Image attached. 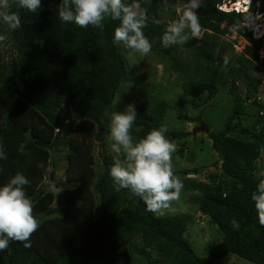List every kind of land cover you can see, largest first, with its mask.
<instances>
[{"label":"trees","instance_id":"trees-1","mask_svg":"<svg viewBox=\"0 0 264 264\" xmlns=\"http://www.w3.org/2000/svg\"><path fill=\"white\" fill-rule=\"evenodd\" d=\"M222 1L199 0L194 11L200 38L186 27V39L173 44L164 39L169 28L162 16L164 0H122L144 13L141 31L150 51L177 57L176 45L190 49L193 64L180 60L171 66L185 96L201 98L202 106L222 89L231 98L220 129L208 133L218 155L212 164L219 172L204 183L187 179L200 168L172 170L173 178H185L182 189L196 194L193 202L214 227L216 236L204 257L185 238L188 215L157 217L130 189L116 190L110 169L116 160L124 164L127 155L101 152V167H95L93 142L103 149V117L128 74L118 49L125 43L114 40L121 20L109 13L98 27L65 23L59 18L62 0H42L35 13L15 0L0 9L20 17L15 29L0 18V187L23 175L28 183L22 190L39 222L27 241L9 240L0 250V264H216L229 254L264 264V223L252 199L264 180V168L258 166L264 150V90L258 91L252 76L257 64H264V47L263 56L259 53L264 36L252 37L254 16L264 11V0H253L246 13L218 10ZM180 2L186 7L189 0ZM249 15L253 23L246 25ZM181 17L182 12L172 24ZM232 35L246 45L237 56H226L222 39ZM238 82L246 83L243 96ZM136 99L128 103L136 113L130 129L137 131L138 142L149 131L166 128L168 107L162 100L152 105L149 99ZM164 136L176 135L167 130ZM58 149L64 152V180L53 188L43 182L55 181L52 155ZM50 210L57 213L46 216Z\"/></svg>","mask_w":264,"mask_h":264},{"label":"rangeland","instance_id":"rangeland-1","mask_svg":"<svg viewBox=\"0 0 264 264\" xmlns=\"http://www.w3.org/2000/svg\"><path fill=\"white\" fill-rule=\"evenodd\" d=\"M257 4H259V0ZM162 7V16L169 22V26L172 24V19H178L185 8L180 0H164ZM258 15L254 16L255 24L263 22V19L259 18ZM222 41L227 46L226 56L232 54L237 56L246 45V42L236 37V35L225 37ZM162 46H166V44ZM263 47L262 45L259 50L260 56H263ZM174 48L181 51V54H177V57L174 54L158 55L154 51H150L147 55H142L124 44H118V49L126 61L128 74L122 81L113 104L106 110L103 117L105 127V144L103 149H101L99 144L93 142L96 168L101 167L99 156L101 152L127 155L123 149L119 153L113 150V145L116 142L111 138V119L113 114L127 112L130 107L128 103L129 99L134 100L137 98L136 100H140L141 98H146L149 99L152 105L162 100L168 107L165 125L168 131L176 135L175 137H165L176 146L175 152L171 154L170 162L172 170L179 171L200 168V172L197 175L187 176V179L190 178L204 183L207 182L209 174L219 172V169L212 164L218 159V155L211 150V140L208 137V133L220 129L228 110L231 108V98L227 90L222 89L215 100L202 106L203 101L201 98L194 99L185 96L181 88L182 81L177 77L178 74L171 66L176 65V62L178 61L179 63L180 60L193 64L191 53L188 47L176 45ZM252 76L259 82L258 91L264 90V64L258 63L256 70L252 72ZM237 87L240 95L243 96L247 89L246 83L238 82ZM259 96L261 95L259 94ZM210 105H212L211 108L209 107ZM243 119L250 121V118L245 116ZM200 123L207 126L209 129L207 133L197 130L200 127ZM129 134L133 139V143H136L135 135L138 134L137 131L130 129ZM182 143L184 149L183 153L180 154L179 149ZM52 159L56 163L55 181L50 182L46 179L43 183L54 188L59 181L64 180V152L58 149L52 155ZM127 163L128 161L123 165L127 166ZM258 166L261 169L264 168V150L261 152ZM177 179L182 181L185 178L179 176ZM195 195V193L186 192L181 189L179 198L169 201V207L157 212L156 216L188 215L189 223L185 238L197 255L204 257L207 255L208 245L216 235L214 227L209 223L208 217L201 215L193 202ZM53 208L56 210L57 206L53 205ZM55 210L47 211L45 215L50 216L53 213H57ZM216 264L251 263L233 254H229L223 259L218 260Z\"/></svg>","mask_w":264,"mask_h":264},{"label":"clouds","instance_id":"clouds-1","mask_svg":"<svg viewBox=\"0 0 264 264\" xmlns=\"http://www.w3.org/2000/svg\"><path fill=\"white\" fill-rule=\"evenodd\" d=\"M253 0L248 4L249 7ZM19 7L35 13L42 0H15ZM248 3V0H245ZM0 7L8 9V0H0ZM199 7V0H189L182 10L179 21L171 24L164 36L169 43L183 42L186 37L182 32L187 27L193 37H199L201 26L194 11ZM139 5L125 6L122 0H62L59 9L61 21L74 23L81 28L89 25L100 26L105 14L121 20V26L115 29L114 40L142 55L150 52L151 46L141 29L144 27L145 15L137 12ZM247 11V8L243 9ZM181 11V10H178ZM264 12V11H261ZM235 13V12H234ZM246 13V12H243ZM0 18L11 28L20 26V17L15 11H0ZM246 25L253 23L252 16H245ZM4 37L0 36V40ZM226 63V62H225ZM136 120L132 107L122 114H113L111 119V138L116 142L113 150L117 153L123 149L127 154V166L116 160L110 169V177L117 185V191L123 188L140 196L149 212L157 213L169 207V201L180 196L183 187L180 180L173 178L171 154L176 146L165 138L166 128L153 129L136 143L129 130ZM3 156L0 154V159ZM28 180L21 174L13 177L9 184L0 187V250L8 246L9 240L27 241L39 228L38 220L32 215V202L25 196L22 185ZM170 189L174 191H169ZM252 199L255 202L258 217L264 223V180L257 187Z\"/></svg>","mask_w":264,"mask_h":264},{"label":"built area","instance_id":"built-area-1","mask_svg":"<svg viewBox=\"0 0 264 264\" xmlns=\"http://www.w3.org/2000/svg\"><path fill=\"white\" fill-rule=\"evenodd\" d=\"M251 0H248V3H245V0H234V1H229V0H223L221 3L217 5V9L221 10L223 12H235V13H243V12H248V4L250 3ZM247 8V11H244L243 9ZM259 18H262L263 22L255 24L254 21V27H253V32H252V37L255 40L262 39L264 36V12H257L256 13ZM255 14V16H256ZM258 103L262 100L261 98H257Z\"/></svg>","mask_w":264,"mask_h":264},{"label":"water","instance_id":"water-1","mask_svg":"<svg viewBox=\"0 0 264 264\" xmlns=\"http://www.w3.org/2000/svg\"><path fill=\"white\" fill-rule=\"evenodd\" d=\"M197 130H199V131H203V132H205V133L208 132V128H207L203 123H200V127L197 128Z\"/></svg>","mask_w":264,"mask_h":264}]
</instances>
